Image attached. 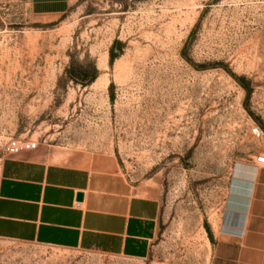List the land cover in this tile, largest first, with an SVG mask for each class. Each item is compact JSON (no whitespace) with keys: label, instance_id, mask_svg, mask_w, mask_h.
Wrapping results in <instances>:
<instances>
[{"label":"rangeland","instance_id":"rangeland-1","mask_svg":"<svg viewBox=\"0 0 264 264\" xmlns=\"http://www.w3.org/2000/svg\"><path fill=\"white\" fill-rule=\"evenodd\" d=\"M10 137L110 152L161 210L144 260L0 239V264H210L264 154V0H0V165Z\"/></svg>","mask_w":264,"mask_h":264},{"label":"crops","instance_id":"crops-1","mask_svg":"<svg viewBox=\"0 0 264 264\" xmlns=\"http://www.w3.org/2000/svg\"><path fill=\"white\" fill-rule=\"evenodd\" d=\"M242 168L253 172L251 183H242L239 210L213 237L210 264H264V167ZM160 210L158 198L132 185L110 152L60 160L37 146L0 165L2 240L144 260Z\"/></svg>","mask_w":264,"mask_h":264},{"label":"built area","instance_id":"built-area-1","mask_svg":"<svg viewBox=\"0 0 264 264\" xmlns=\"http://www.w3.org/2000/svg\"><path fill=\"white\" fill-rule=\"evenodd\" d=\"M37 143L31 140H20L17 138H8L4 143V153L9 157L19 156L25 152L34 151L37 148ZM255 163L258 166L264 167V154L255 158Z\"/></svg>","mask_w":264,"mask_h":264},{"label":"water","instance_id":"water-1","mask_svg":"<svg viewBox=\"0 0 264 264\" xmlns=\"http://www.w3.org/2000/svg\"><path fill=\"white\" fill-rule=\"evenodd\" d=\"M82 197H83V194L82 193H78L77 196H76V199L78 201H81L82 200Z\"/></svg>","mask_w":264,"mask_h":264},{"label":"trees","instance_id":"trees-1","mask_svg":"<svg viewBox=\"0 0 264 264\" xmlns=\"http://www.w3.org/2000/svg\"><path fill=\"white\" fill-rule=\"evenodd\" d=\"M111 57H112V59L115 57V55H114V53H113V52H111Z\"/></svg>","mask_w":264,"mask_h":264}]
</instances>
